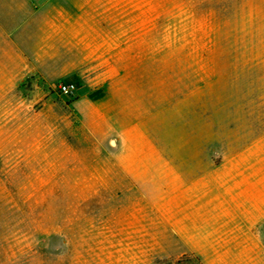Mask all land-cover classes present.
<instances>
[{
	"label": "rangeland",
	"instance_id": "1",
	"mask_svg": "<svg viewBox=\"0 0 264 264\" xmlns=\"http://www.w3.org/2000/svg\"><path fill=\"white\" fill-rule=\"evenodd\" d=\"M250 167L264 0H0V264H224L204 205Z\"/></svg>",
	"mask_w": 264,
	"mask_h": 264
},
{
	"label": "crops",
	"instance_id": "2",
	"mask_svg": "<svg viewBox=\"0 0 264 264\" xmlns=\"http://www.w3.org/2000/svg\"><path fill=\"white\" fill-rule=\"evenodd\" d=\"M198 171L187 170L186 178L199 182ZM225 171L216 180L218 204L210 200L203 209L209 215V238L218 239V253L226 255L224 264H264V170ZM202 181L214 182L210 176Z\"/></svg>",
	"mask_w": 264,
	"mask_h": 264
},
{
	"label": "built area",
	"instance_id": "3",
	"mask_svg": "<svg viewBox=\"0 0 264 264\" xmlns=\"http://www.w3.org/2000/svg\"><path fill=\"white\" fill-rule=\"evenodd\" d=\"M77 89H78L77 85L73 82H69V83L64 82L59 85V92L63 96L72 97L76 94Z\"/></svg>",
	"mask_w": 264,
	"mask_h": 264
}]
</instances>
